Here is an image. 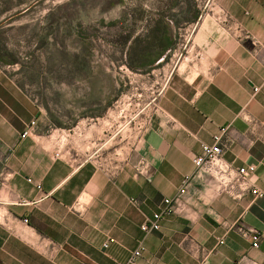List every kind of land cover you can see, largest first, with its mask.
Segmentation results:
<instances>
[{
    "label": "crops",
    "instance_id": "0c3cea01",
    "mask_svg": "<svg viewBox=\"0 0 264 264\" xmlns=\"http://www.w3.org/2000/svg\"><path fill=\"white\" fill-rule=\"evenodd\" d=\"M215 1L230 19H201L136 158L116 168L56 158L39 124L22 138L39 120L34 81L0 73V264H126L141 245L137 264H264V235L254 248L237 230H264V198L251 190L235 199L196 179L182 214L141 229L216 137L224 160L256 167L249 182L264 191V0Z\"/></svg>",
    "mask_w": 264,
    "mask_h": 264
},
{
    "label": "rangeland",
    "instance_id": "374dc122",
    "mask_svg": "<svg viewBox=\"0 0 264 264\" xmlns=\"http://www.w3.org/2000/svg\"><path fill=\"white\" fill-rule=\"evenodd\" d=\"M209 16L225 21L215 0H0V73L33 79L36 125L60 157L116 168Z\"/></svg>",
    "mask_w": 264,
    "mask_h": 264
},
{
    "label": "built area",
    "instance_id": "2783aa9c",
    "mask_svg": "<svg viewBox=\"0 0 264 264\" xmlns=\"http://www.w3.org/2000/svg\"><path fill=\"white\" fill-rule=\"evenodd\" d=\"M225 20L230 19L224 15ZM248 37V34H245ZM258 88H255V92ZM36 122H31L30 126L21 135L22 138L27 137L31 129L34 128ZM59 154L56 158H59ZM194 172L186 176L177 193L163 200L161 208L153 215V218L141 226L143 232L152 233L160 230V222L166 217L182 214L186 207V196L189 193V188L194 180L202 179L208 183H212L218 193H226L235 199L242 196V193L251 190L252 194L259 198H264V191L257 188H252L249 178L255 173L256 167L253 165L235 168L222 157V148L220 146V137L215 138V143L212 145L203 144L201 153L193 158ZM148 164L142 160L136 167L137 172L141 175L148 176ZM40 188V186H39ZM27 222V220H25ZM239 234L250 240L254 248L259 247L261 238L264 235V230L248 227L245 225L237 226ZM114 239L108 240L105 248L109 244L114 243ZM223 243V242H221ZM145 251L144 246H139L130 256L126 264H137V260Z\"/></svg>",
    "mask_w": 264,
    "mask_h": 264
},
{
    "label": "trees",
    "instance_id": "16d2710c",
    "mask_svg": "<svg viewBox=\"0 0 264 264\" xmlns=\"http://www.w3.org/2000/svg\"><path fill=\"white\" fill-rule=\"evenodd\" d=\"M165 40H168V39H165Z\"/></svg>",
    "mask_w": 264,
    "mask_h": 264
}]
</instances>
